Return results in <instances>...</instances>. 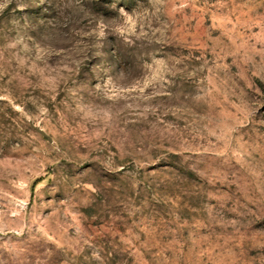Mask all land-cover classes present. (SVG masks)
Returning <instances> with one entry per match:
<instances>
[{"label":"rangeland","instance_id":"rangeland-1","mask_svg":"<svg viewBox=\"0 0 264 264\" xmlns=\"http://www.w3.org/2000/svg\"><path fill=\"white\" fill-rule=\"evenodd\" d=\"M0 264H264V0H0Z\"/></svg>","mask_w":264,"mask_h":264},{"label":"water","instance_id":"water-1","mask_svg":"<svg viewBox=\"0 0 264 264\" xmlns=\"http://www.w3.org/2000/svg\"><path fill=\"white\" fill-rule=\"evenodd\" d=\"M37 131H38L39 133H41L42 135L48 137L47 134H46L43 130H41L40 128H37Z\"/></svg>","mask_w":264,"mask_h":264}]
</instances>
